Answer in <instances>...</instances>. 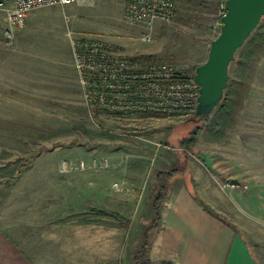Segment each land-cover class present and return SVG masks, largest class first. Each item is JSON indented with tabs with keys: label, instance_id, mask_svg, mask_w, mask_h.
I'll list each match as a JSON object with an SVG mask.
<instances>
[{
	"label": "rangeland",
	"instance_id": "obj_1",
	"mask_svg": "<svg viewBox=\"0 0 264 264\" xmlns=\"http://www.w3.org/2000/svg\"><path fill=\"white\" fill-rule=\"evenodd\" d=\"M220 1L176 0L170 19L145 27L124 17L123 0H76L32 10L9 41L0 11V227L13 235H45L51 225L99 219L104 227L87 225V239L137 242L151 221L156 173L176 168L169 193L200 177L216 203L229 204L218 209L223 219L246 240L256 263L264 264V152L241 153L238 142L228 140L241 113L225 138L209 140L203 129L185 152L179 140L197 122L195 104L168 113H111L85 100L73 56L76 42L96 41L144 65L170 63L192 79L219 33ZM234 68L232 61L229 77ZM242 155L257 159L263 174L244 177ZM102 158L106 166L61 169L63 161ZM230 177L245 182L230 188ZM112 224L124 228L114 231ZM71 230V239L79 235Z\"/></svg>",
	"mask_w": 264,
	"mask_h": 264
},
{
	"label": "crops",
	"instance_id": "obj_2",
	"mask_svg": "<svg viewBox=\"0 0 264 264\" xmlns=\"http://www.w3.org/2000/svg\"><path fill=\"white\" fill-rule=\"evenodd\" d=\"M239 121L238 129L228 140L238 142L241 153L264 152V55L257 65ZM239 161L244 177L258 178L263 174L257 159L242 155ZM195 179L179 182L164 201L160 225L150 238L149 264H257L249 244L218 210L224 206L229 209V204L216 203L215 196L204 188L205 181ZM230 179L238 180L239 184H230ZM243 182L235 177L227 180L230 188ZM87 225L104 227L96 223L51 225L45 235L36 234V230H31L30 235L27 230L13 235L0 227V264H132L140 238L126 243L115 236L109 241L87 239ZM110 226L114 231L123 227ZM55 227L60 233L57 236ZM72 227L79 233L73 239Z\"/></svg>",
	"mask_w": 264,
	"mask_h": 264
},
{
	"label": "built area",
	"instance_id": "obj_3",
	"mask_svg": "<svg viewBox=\"0 0 264 264\" xmlns=\"http://www.w3.org/2000/svg\"><path fill=\"white\" fill-rule=\"evenodd\" d=\"M224 1H220L223 13ZM74 2L76 0H0V11L4 13L7 25L4 39L10 40L12 29L23 26L32 10ZM175 9L176 0H123L122 13L129 21L150 27L156 21L170 19ZM146 39L148 36H143V40ZM75 46L72 47L73 56L87 102L99 103L115 114H120L123 109L133 113L149 109L168 113L172 107L181 110L196 106L198 85L170 63L144 65L139 59L116 55L96 41L81 40ZM107 163L103 158L89 162L83 159L74 163L63 161L61 169L84 170Z\"/></svg>",
	"mask_w": 264,
	"mask_h": 264
},
{
	"label": "trees",
	"instance_id": "obj_4",
	"mask_svg": "<svg viewBox=\"0 0 264 264\" xmlns=\"http://www.w3.org/2000/svg\"><path fill=\"white\" fill-rule=\"evenodd\" d=\"M237 50H240V52L237 58L234 59L235 68L233 70V77H229L221 101L211 111V115L208 114L203 119L197 121L189 134L179 140V146L183 151L186 152L192 149L196 144L200 131L203 129L209 134V140H221L229 132L234 131L244 101L250 91L260 56L264 53V17L261 18L258 25ZM205 120L207 121L205 122ZM178 170L176 168L162 170L158 171L155 175V195L149 205L151 221L143 230L141 242L132 258V264L149 263L150 233L160 225L161 204L168 197L170 179L173 178L174 172ZM91 210L98 215L106 212L104 209L99 208H91ZM84 223L103 224L99 219H88Z\"/></svg>",
	"mask_w": 264,
	"mask_h": 264
},
{
	"label": "water",
	"instance_id": "obj_5",
	"mask_svg": "<svg viewBox=\"0 0 264 264\" xmlns=\"http://www.w3.org/2000/svg\"><path fill=\"white\" fill-rule=\"evenodd\" d=\"M224 7L219 33L210 41L206 59L195 66L192 75L198 85L194 121L206 117L221 101L236 50L264 17V0H225ZM229 182L239 184L236 179Z\"/></svg>",
	"mask_w": 264,
	"mask_h": 264
}]
</instances>
